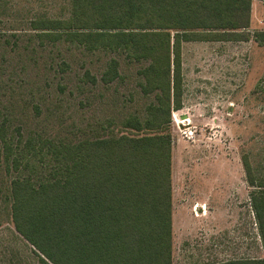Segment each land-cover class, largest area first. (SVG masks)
<instances>
[{"label":"rangeland","instance_id":"obj_1","mask_svg":"<svg viewBox=\"0 0 264 264\" xmlns=\"http://www.w3.org/2000/svg\"><path fill=\"white\" fill-rule=\"evenodd\" d=\"M69 15L67 0H0V123L6 120L18 154L17 169L11 160L0 167V264H40L11 220V181L37 180L50 170L31 156L29 138L138 135L123 122H143L155 101L139 87L138 71L148 61L67 41L40 45L30 21ZM245 31L249 40L182 43V107L171 112L170 124L172 264L264 256L241 161L249 154L264 177V0H253ZM111 58L119 61V77L105 85L100 78ZM195 200L205 209L196 210Z\"/></svg>","mask_w":264,"mask_h":264},{"label":"trees","instance_id":"obj_2","mask_svg":"<svg viewBox=\"0 0 264 264\" xmlns=\"http://www.w3.org/2000/svg\"><path fill=\"white\" fill-rule=\"evenodd\" d=\"M70 15L30 21L40 45L76 43L88 52L121 51L139 69L143 95L154 94L147 118L124 120L140 132L54 141L38 135L31 156L49 167L11 181V220L40 264H172L171 112L182 107V43L249 40L253 0H67ZM111 58L100 80L119 77ZM88 76V72H86ZM95 83L94 78H90ZM20 135L17 141L20 140ZM17 146L0 123V167ZM250 210L264 254V177L241 155ZM213 264H264V256Z\"/></svg>","mask_w":264,"mask_h":264},{"label":"crops","instance_id":"obj_3","mask_svg":"<svg viewBox=\"0 0 264 264\" xmlns=\"http://www.w3.org/2000/svg\"><path fill=\"white\" fill-rule=\"evenodd\" d=\"M173 195V194H172ZM224 201V200H223ZM206 202H198V201H193V204H196L195 208L196 210L201 208V209H205V207L203 206ZM203 215V212H202ZM203 216H200V218L202 219Z\"/></svg>","mask_w":264,"mask_h":264},{"label":"built area","instance_id":"obj_4","mask_svg":"<svg viewBox=\"0 0 264 264\" xmlns=\"http://www.w3.org/2000/svg\"><path fill=\"white\" fill-rule=\"evenodd\" d=\"M188 135L190 136V138H192L193 137V130H189Z\"/></svg>","mask_w":264,"mask_h":264}]
</instances>
